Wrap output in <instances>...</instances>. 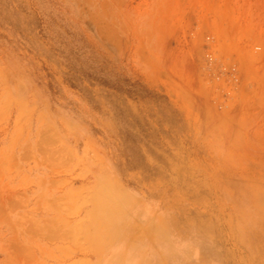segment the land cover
Instances as JSON below:
<instances>
[{
	"label": "rangeland",
	"instance_id": "rangeland-1",
	"mask_svg": "<svg viewBox=\"0 0 264 264\" xmlns=\"http://www.w3.org/2000/svg\"><path fill=\"white\" fill-rule=\"evenodd\" d=\"M0 264H264V0H0Z\"/></svg>",
	"mask_w": 264,
	"mask_h": 264
}]
</instances>
